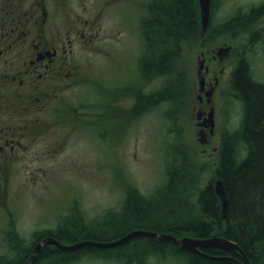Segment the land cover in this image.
<instances>
[{
  "label": "rangeland",
  "instance_id": "rangeland-1",
  "mask_svg": "<svg viewBox=\"0 0 264 264\" xmlns=\"http://www.w3.org/2000/svg\"><path fill=\"white\" fill-rule=\"evenodd\" d=\"M150 1L72 0L74 21L80 22L81 29L84 22L87 25L83 28L85 37L81 34L79 39L73 37L84 83L78 85L73 99L69 90L66 99L75 102L79 115L90 111L91 116L85 120V125L77 119L80 127L76 131L71 129L57 137L48 136L46 144L35 149L31 160L17 163L13 180L0 188V256L12 254L10 243L5 239L9 219H14L15 232L33 239L36 231L54 228L69 218L80 223L84 219L87 225L93 226L112 221L132 189L151 197L167 178V165L176 141L185 147L202 186L209 185L210 181L216 185L220 177L222 140L228 132L238 130L243 122V106L228 89L227 75L238 56L247 49L251 31L264 26V16L246 28L236 24L222 34L218 35L217 31L223 28V22L242 15L263 0H215L210 22L213 33L208 40L205 37L210 26L201 33L203 44L184 47L167 77L142 80L141 89L160 88L168 82L172 86L171 99L158 101L154 107L137 114L132 113L130 99L140 87H135L130 77H135L139 70L138 59L143 51L140 20ZM62 17L66 25L70 21L69 12H64ZM258 42L256 48L260 50L248 48L247 55L254 62L255 73L263 80L264 47L259 48ZM228 45L232 46V52L212 59V51L217 53ZM203 51L207 52V62L221 69L222 87L215 97L221 123L214 135L208 134L209 144L198 132L196 112L201 106L198 72ZM54 139L60 146L51 145ZM118 229L121 227H108L103 232L110 234ZM62 242L72 244L67 238ZM150 248L149 243L141 242L138 249L131 248L130 253L140 255ZM146 259L149 264H183L177 258L147 256L143 260ZM70 264L122 263L100 256Z\"/></svg>",
  "mask_w": 264,
  "mask_h": 264
},
{
  "label": "trees",
  "instance_id": "trees-1",
  "mask_svg": "<svg viewBox=\"0 0 264 264\" xmlns=\"http://www.w3.org/2000/svg\"><path fill=\"white\" fill-rule=\"evenodd\" d=\"M160 2L163 6L155 9L153 15L145 17L141 24L143 51L139 65L151 77H167L173 61L180 56L186 45L203 44L213 33L212 23L205 40H202L198 0ZM261 10L264 7L257 11ZM254 12L250 10L223 22L225 24H222L223 28L217 34L229 31L236 24L248 27L255 19L252 18ZM253 35L264 37V30L250 34L247 49L239 55L241 60L232 73V88L243 106L242 126L228 132L220 146V178L229 200L226 218L222 216L221 199L215 187L202 186L195 174L196 168L186 155L185 147L176 141L167 165V178L151 197L132 189L125 205L107 223L93 226L87 225L84 219L80 223V220L72 221L69 218L57 227L39 231L31 240L16 232L10 242L14 256L0 261V264H25L34 246L46 236H53L61 242L67 238L72 244L86 239L111 241L139 228L188 233L199 238L225 237L244 249L250 264H264V84L253 79L245 61L248 48L251 50L260 40L254 39ZM170 87L171 84L166 82L159 88V102L171 99ZM78 213L81 214L80 210ZM108 227L121 229L105 234L103 229ZM141 242L149 243V247L154 245L155 248L163 249L168 240L137 236L115 247L88 245L74 250H63L49 244L40 250L33 264H70L87 256H102L122 264H141L144 257L130 253V249L137 250ZM171 248L183 258V264H239L237 260H240L210 258L174 245ZM205 251L209 255L227 252L217 247H208Z\"/></svg>",
  "mask_w": 264,
  "mask_h": 264
},
{
  "label": "flooded vegetation",
  "instance_id": "flooded-vegetation-1",
  "mask_svg": "<svg viewBox=\"0 0 264 264\" xmlns=\"http://www.w3.org/2000/svg\"><path fill=\"white\" fill-rule=\"evenodd\" d=\"M71 2L72 0H0V188H5L7 183L13 180L17 163L31 160L35 149L39 146L43 147L48 136L55 134L57 137L71 129L76 131L80 127L78 121H82L85 125V120L91 116L90 111L79 115V108L75 102L66 99L69 90L72 91L73 99L78 85L84 83L81 82L82 78L75 57L73 37L79 39V34L85 37L83 28L87 27L84 22L81 29L80 22L74 21L75 15L71 14L73 10ZM211 5L213 15V0H211ZM161 6L163 4L160 0H151L147 9L145 6V14L140 20V27L144 18L153 15L154 10ZM263 7L264 0L247 10L255 11L252 14V18H255L252 23L264 16V13L262 14L264 10L257 11ZM143 10L144 6L140 14ZM64 12H69L70 16V21L66 22V25L62 17ZM261 30H264V26L253 29L251 33L254 34ZM261 37V35H253L254 39H260L257 44V46L260 45L259 48L264 47V37ZM232 50V46L228 45L226 48H220L217 53L212 51V59H218ZM259 50L255 43L251 51L258 52ZM207 52L211 53L209 50ZM207 52L203 51L201 55V59L204 60L203 69L198 75L204 80V86L198 95L201 106L196 108V112L198 123H203V126L198 125V132L209 144L211 140L208 134L214 135L220 129L221 117L217 112L215 97L222 86L219 77L221 69L207 62ZM240 60L238 56L227 78L228 89L230 88L232 96L242 106V101L232 88V73ZM245 61L253 79L264 84V79H260L255 73L251 57L246 58ZM134 75L135 77H130V79H133L132 84L140 87V90L130 99L131 110L132 113L139 114L158 104L159 88L141 89L143 78L145 80L155 79V77L145 74L140 65ZM122 84L127 86V83ZM223 86L226 88L225 84ZM89 101L92 102L91 98ZM88 105L92 106L90 103ZM210 113H213V116H210ZM126 116H128L127 113ZM212 123L214 126L211 125ZM55 139L52 140L51 145L60 146ZM212 184L210 181V185ZM13 220L9 219V227L5 233L6 242L9 243L16 236ZM39 231L41 230L36 231L34 235ZM164 232L170 233L169 231ZM176 234L178 238L186 237L180 232ZM18 235L22 237L20 233ZM173 245L180 248L174 241L168 240V243L163 245V249L151 245L149 250H144L138 256L158 259L177 258L183 263V258L171 248ZM200 248L206 253L205 249L208 247ZM13 253L12 250L11 255L0 256V261L13 258ZM222 255L239 259L238 256L229 252ZM77 261L79 260L74 262ZM141 264H149V262L146 259Z\"/></svg>",
  "mask_w": 264,
  "mask_h": 264
},
{
  "label": "water",
  "instance_id": "water-1",
  "mask_svg": "<svg viewBox=\"0 0 264 264\" xmlns=\"http://www.w3.org/2000/svg\"><path fill=\"white\" fill-rule=\"evenodd\" d=\"M199 2L201 8L203 30L204 32H206L209 27L211 14H212L211 0H199ZM202 64L203 61H201L200 64V73L202 72V66H203ZM200 85H201V90H203V86H204L203 79H201ZM210 116H213V113H210ZM199 125L203 126V123H199ZM211 125L214 126V123H212ZM215 190L221 199L222 216L226 218L228 212L229 200L225 191L224 182L220 177L216 181ZM137 236L156 237L162 240H172L183 250H189L191 252L199 253L210 258H216V259L232 258L231 256H227V255H221V256L209 255L203 252L200 248V247H217L238 256L241 259V261L236 259L239 264H250V260L244 249L237 242L231 239L221 236H211L208 238H194V237L186 236V237L178 238L172 233H165V232L153 231L148 229H135L130 231L126 235L111 241L86 239V240L77 241L76 243L73 244H64L53 236H47L44 237L34 247L31 257L27 260L25 264H33L36 261L40 250L44 246L49 244L56 245L63 250H74L76 248H80L88 245L107 248V247H115L121 245Z\"/></svg>",
  "mask_w": 264,
  "mask_h": 264
},
{
  "label": "bare ground",
  "instance_id": "bare-ground-1",
  "mask_svg": "<svg viewBox=\"0 0 264 264\" xmlns=\"http://www.w3.org/2000/svg\"><path fill=\"white\" fill-rule=\"evenodd\" d=\"M160 254V253H159ZM215 256H221V255H215Z\"/></svg>",
  "mask_w": 264,
  "mask_h": 264
}]
</instances>
